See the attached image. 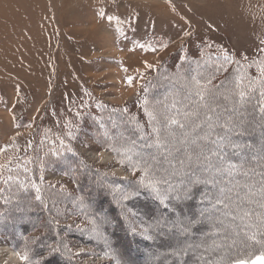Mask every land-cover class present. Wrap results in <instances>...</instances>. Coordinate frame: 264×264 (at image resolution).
<instances>
[{"label": "rangeland", "instance_id": "374dc122", "mask_svg": "<svg viewBox=\"0 0 264 264\" xmlns=\"http://www.w3.org/2000/svg\"><path fill=\"white\" fill-rule=\"evenodd\" d=\"M259 49L264 0H0V246L16 254L0 248V264H178L175 235L154 227L164 208L112 147L135 138L124 121L144 123V99L163 98L186 60L227 52L230 71L256 77Z\"/></svg>", "mask_w": 264, "mask_h": 264}, {"label": "snow or ice", "instance_id": "6c2138e0", "mask_svg": "<svg viewBox=\"0 0 264 264\" xmlns=\"http://www.w3.org/2000/svg\"><path fill=\"white\" fill-rule=\"evenodd\" d=\"M233 63L240 62L224 52L210 63L186 60L176 73L164 75L170 88L163 98L144 99L146 121H124L135 138L121 133L120 143L112 147L133 174H142L138 187L151 190L164 208L154 227L175 235L170 254L178 264H187L185 257L192 264H255L244 259L226 262L225 256L238 247L264 244V61L247 64L256 68V77L230 71ZM145 66L153 68L147 62ZM257 128L262 130L260 138L246 139ZM32 187L39 193L35 184ZM185 205L195 211L183 213L179 206ZM58 251L53 248L51 253ZM213 253L220 255L210 258ZM21 259L27 261V253Z\"/></svg>", "mask_w": 264, "mask_h": 264}, {"label": "trees", "instance_id": "16d2710c", "mask_svg": "<svg viewBox=\"0 0 264 264\" xmlns=\"http://www.w3.org/2000/svg\"><path fill=\"white\" fill-rule=\"evenodd\" d=\"M206 55H208V57L211 59V61H212V60H215V58H216V56L213 55L211 52H209V53L206 54ZM233 64H234V63H233ZM233 64H232V65H233ZM230 67H231V66H229V69H230ZM230 70H231V69H230ZM42 150H43V149L40 148L39 151H38V154H37L38 158L40 157V159H43V155H42L43 153H42ZM41 155H42V156H41ZM41 161H42V160H41ZM43 161H44V160H43ZM18 174H19V173L17 172V175H18ZM19 176H24V175L19 174ZM4 189H5V187H4L3 189H1V190L4 191ZM21 189H22V188H21ZM25 191H26V190H25ZM10 192H11V191H10ZM10 192H9V193H10ZM6 193H7V191L5 190L4 194H6ZM152 194H153V193L150 194L151 198L154 196V195H152ZM10 195H11V194H10ZM234 257H235L234 259L238 258V257H236V256H234Z\"/></svg>", "mask_w": 264, "mask_h": 264}, {"label": "bare ground", "instance_id": "6f19581e", "mask_svg": "<svg viewBox=\"0 0 264 264\" xmlns=\"http://www.w3.org/2000/svg\"><path fill=\"white\" fill-rule=\"evenodd\" d=\"M96 28H97V27H96ZM0 248H3V250L10 251L9 254H7V255H11V256H12V255L14 254L13 251L9 250V248H7V247H1V246H0ZM14 255H16V254H14Z\"/></svg>", "mask_w": 264, "mask_h": 264}]
</instances>
